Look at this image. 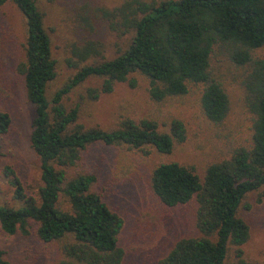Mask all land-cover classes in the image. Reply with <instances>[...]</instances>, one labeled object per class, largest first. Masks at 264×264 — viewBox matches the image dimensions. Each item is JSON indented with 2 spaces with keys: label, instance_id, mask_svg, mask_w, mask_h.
<instances>
[{
  "label": "trees",
  "instance_id": "obj_1",
  "mask_svg": "<svg viewBox=\"0 0 264 264\" xmlns=\"http://www.w3.org/2000/svg\"><path fill=\"white\" fill-rule=\"evenodd\" d=\"M10 2L24 18V62L16 67L23 78L25 98L33 108L28 143L39 161L41 186L36 196L25 193L14 172L3 175L17 208L0 205V230L6 235H27L31 223L43 243L61 242L65 258L58 264H122L118 239L121 219L101 199L95 177L79 173L77 162L91 144L150 147L169 154L184 141L178 120L161 131L149 119H122L117 128L84 129L77 122V106L66 108L62 98L86 79L100 80L98 88L86 89L89 100L108 94L116 83L135 86L128 78L147 79L150 100L180 97L188 87L199 86V107L205 119L219 125L228 112V99L221 81L225 64L240 71L243 103L250 114L248 145L232 150L228 159L209 164L201 179L192 167L174 162L157 165L148 186L164 206L183 205L195 198L194 225L198 237L176 241L157 264H226L232 248L235 264L248 228L238 218L244 197L264 188V0H178L176 2L123 0L112 9H82L77 28L92 31L95 20L120 35L132 33L126 48L109 60L85 64L101 57L100 45L84 39L69 44L66 63L73 76L48 100L45 90L54 78L50 40L34 0ZM94 30V29H93ZM10 118L0 111V135L8 131ZM66 205L63 208L62 202ZM0 264H11L0 250Z\"/></svg>",
  "mask_w": 264,
  "mask_h": 264
},
{
  "label": "rangeland",
  "instance_id": "obj_2",
  "mask_svg": "<svg viewBox=\"0 0 264 264\" xmlns=\"http://www.w3.org/2000/svg\"><path fill=\"white\" fill-rule=\"evenodd\" d=\"M122 1L34 0L42 15L54 61V78L45 90L48 100L75 73V69L66 63L70 43L89 39L100 45L101 57L85 64L112 59L126 48L132 33L120 35L110 31L102 20L94 21L92 31L77 28V15L82 9H112ZM25 38L26 28L20 12L10 2L1 4L0 111L8 114L10 125L8 131L0 135V205L10 208H17L19 204L11 198V188L3 175L5 167L14 172L25 193L36 196L41 186L39 161L28 143L33 108L25 98L23 78L16 71V67L24 62ZM258 54L264 56V50ZM221 74L228 112L219 125L211 124L203 116L199 107V86L188 87L183 96L154 102L148 97L147 79L139 74L128 77L135 81L134 87L116 83L110 93L100 94L95 100H89L85 91L99 87L97 78L86 79L62 98L66 108L77 106V122L84 129L110 131L125 118L153 120L161 131L168 130L172 120L183 124L184 141L174 144L169 154L157 153L150 147L133 150L95 143L84 150L77 162L76 170L95 177L93 188L122 221L118 239L123 251L122 264H157L176 241L199 236L194 225L197 207L194 197L183 205L166 207L152 195L148 179L157 165L174 162L192 167L201 179L209 164L228 159L233 149L248 145L251 117L243 103V90L238 82L240 71L225 64ZM236 214L248 228V239L240 247L241 259L248 264H264V188L248 193ZM34 228L31 223L27 235H6L0 230V250L4 259L11 264L65 261L61 242L39 241ZM225 262L236 263L232 248L228 249Z\"/></svg>",
  "mask_w": 264,
  "mask_h": 264
}]
</instances>
